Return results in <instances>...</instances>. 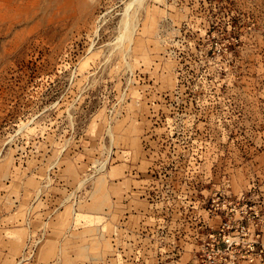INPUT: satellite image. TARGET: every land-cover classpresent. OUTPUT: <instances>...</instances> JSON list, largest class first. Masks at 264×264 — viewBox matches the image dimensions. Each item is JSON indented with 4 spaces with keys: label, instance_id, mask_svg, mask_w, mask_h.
<instances>
[{
    "label": "rangeland",
    "instance_id": "obj_1",
    "mask_svg": "<svg viewBox=\"0 0 264 264\" xmlns=\"http://www.w3.org/2000/svg\"><path fill=\"white\" fill-rule=\"evenodd\" d=\"M130 1L0 0V264H194L223 197L264 219V0Z\"/></svg>",
    "mask_w": 264,
    "mask_h": 264
},
{
    "label": "built area",
    "instance_id": "obj_2",
    "mask_svg": "<svg viewBox=\"0 0 264 264\" xmlns=\"http://www.w3.org/2000/svg\"><path fill=\"white\" fill-rule=\"evenodd\" d=\"M219 221L197 235L194 264H257L264 261V219L242 196L223 197Z\"/></svg>",
    "mask_w": 264,
    "mask_h": 264
},
{
    "label": "bare ground",
    "instance_id": "obj_3",
    "mask_svg": "<svg viewBox=\"0 0 264 264\" xmlns=\"http://www.w3.org/2000/svg\"><path fill=\"white\" fill-rule=\"evenodd\" d=\"M135 1H138V0H131V1L128 3L127 6H128V7L131 6V4H132L133 2H135ZM139 1H141V0H139ZM139 1H138V2H139ZM133 4H134V3H133ZM128 7H127V9H128ZM128 24H129V21H128ZM130 26H131V25H130ZM130 26H129V28H131ZM129 28H128V29H129ZM126 29H127V27H126ZM129 31H130V30H129ZM125 33H126V32H125ZM128 33H129V32H128ZM124 36H125V35H124ZM125 37H126V36H125ZM124 41H125V40H124Z\"/></svg>",
    "mask_w": 264,
    "mask_h": 264
},
{
    "label": "crops",
    "instance_id": "obj_4",
    "mask_svg": "<svg viewBox=\"0 0 264 264\" xmlns=\"http://www.w3.org/2000/svg\"><path fill=\"white\" fill-rule=\"evenodd\" d=\"M263 240H264V234H263ZM257 264H264V261L263 262H260V263H257Z\"/></svg>",
    "mask_w": 264,
    "mask_h": 264
}]
</instances>
